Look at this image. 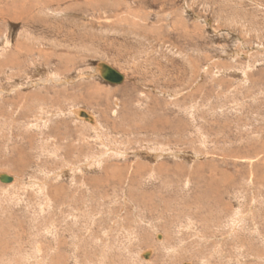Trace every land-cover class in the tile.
I'll return each mask as SVG.
<instances>
[{
	"label": "rangeland",
	"instance_id": "obj_1",
	"mask_svg": "<svg viewBox=\"0 0 264 264\" xmlns=\"http://www.w3.org/2000/svg\"><path fill=\"white\" fill-rule=\"evenodd\" d=\"M97 1L0 0V264H264V0Z\"/></svg>",
	"mask_w": 264,
	"mask_h": 264
},
{
	"label": "bare ground",
	"instance_id": "obj_2",
	"mask_svg": "<svg viewBox=\"0 0 264 264\" xmlns=\"http://www.w3.org/2000/svg\"><path fill=\"white\" fill-rule=\"evenodd\" d=\"M60 1V0H59ZM76 1V0H75ZM121 1V0H120ZM62 2V1H61ZM84 2H85V0H84ZM97 2H99V0L97 1ZM103 2H104V0H103ZM124 2V1H123ZM156 2V1H155ZM27 3H29V1L27 2ZM33 3V2H32ZM55 3H57V2H55ZM65 3H66V1H65ZM78 3V2H77ZM83 3V2H82ZM87 3V2H86ZM94 3H95V1H94ZM98 4H100L101 5V3H98ZM122 4V3H121ZM27 5V4H26ZM31 5V4H30ZM42 5V4H41ZM49 5V4H48ZM51 5V4H50ZM49 5V6H50ZM55 5V4H54ZM57 5V4H56ZM60 5H62V4H60ZM64 5V4H63ZM71 5V4H70ZM97 5V4H96ZM99 5V6H100ZM24 6H25V4H24ZM40 6V5H39ZM43 6V5H42ZM44 6H45V4H44ZM43 6V7H44ZM92 6H94V5H92ZM98 6V5H97ZM97 6H94L95 8L97 7ZM108 6V5H107ZM23 7V6H22ZM26 7V6H25ZM24 7V8H25ZM31 7V6H30ZM34 6H32V8H33ZM41 7V6H40ZM46 7V6H45ZM50 7H52V6H50ZM78 7V6H77ZM76 7V8H77ZM119 7V6H118ZM59 8H61V7H59ZM76 8H75V10H76ZM36 9H37V7H36ZM41 9H43V8H41ZM46 10H47V8H45ZM48 9H50V8H48ZM58 9V8H57ZM98 9V8H97ZM109 9V8H108ZM40 9L38 8V11H39ZM60 10V9H59ZM71 10V9H70ZM72 10H73V8H72ZM34 10H32L31 12H33ZM62 11V10H61ZM66 11V10H65ZM101 11V10H100ZM44 12V11H43ZM48 12H49V10H48ZM67 12V11H66ZM111 12V11H110ZM138 12V11H137ZM5 13V12H4ZM117 13V12H116ZM47 14H49V13H47ZM49 16V15H48ZM47 18V17H46ZM65 18V17H64ZM48 19V18H47ZM43 20V19H42ZM46 20H44V22H45ZM47 23H48V21H46ZM48 25V24H47ZM3 50L5 49V47L4 48H2ZM30 51V50H29ZM8 62V61H7ZM107 66L109 69L110 68H112V69H114L115 71H117L115 68H113L108 62H99L98 63V65L94 68V73H96V75L98 74L100 77H102V73H103V68H104V66ZM218 70V69H217ZM92 71V72H93ZM118 72V71H117ZM120 74H121V72H120ZM89 75V74H88ZM91 75V74H90ZM122 75V74H121ZM123 76V75H122ZM94 77V76H93ZM43 79H45V78H43ZM102 79H103V77H102ZM124 79H125V76H123V81H124ZM48 80H50L51 82H57L58 83V85H59V83L60 82H62L63 81V79L62 78H60V77H50V79L48 78ZM48 80H43L44 81V83L45 82H47ZM104 80V79H103ZM49 81V82H50ZM68 81V80H67ZM122 81V82H123ZM66 82V81H65ZM107 82H109V83H111L110 81H107ZM121 82V83H122ZM44 83H43V85H44ZM121 83H112V84H121ZM31 84H33L32 82H31ZM36 85H37V82H36ZM40 85H42V82L40 83ZM31 86V85H30ZM33 86V85H32ZM1 93H3V92H0V94ZM24 98V97H23ZM50 99V98H49ZM80 109V108H79ZM79 109H74L73 111H72V114H73V117L76 119V122L77 123H81L82 121H80L79 120V116L81 115V113L82 112H80V110ZM90 111V110H89ZM55 116H57V114H55ZM59 116V115H58ZM79 117V118H78ZM51 117L48 115L46 118H42V119H37L36 120V122L35 123H43V121H45V122H47V124L49 123V121L50 120H52V119H50ZM53 118V117H52ZM97 120V119H96ZM95 127V126H94ZM98 136H99V133H98ZM96 138H98V137H96ZM97 140V139H96ZM102 145V144H101ZM104 145V144H103ZM20 155H22L21 154V152L19 153ZM159 155V154H158ZM99 157V156H98ZM95 158V160L92 158V160L90 159V161L88 160L87 161V159L85 160V161H82V162H80L79 163V165H80V167H79V171L78 170H76L75 171V168L74 167H70L69 168V170H70V172H73V173H79V174H82V173H85V171H89V170H91L92 168H94L95 169V166H96V164H95V162H97L96 161V156L94 157ZM20 161V164H21V161H22V159H21V157H20V159H19ZM24 165V164H23ZM23 165H21V166H23ZM70 165V164H69ZM70 166H72V165H70ZM68 167V166H67ZM69 170L67 171V172H69ZM94 171H96V170H94ZM87 173H89V172H87ZM62 174H64V173H62ZM70 174V173H69ZM251 174V173H250ZM4 175H6V174H2V173H0V177H2V176H4ZM58 175V176H57ZM8 178H9V182H2L1 180V182L2 183H6V184H14L15 182H16V178L14 177V176H10V174L9 175H6ZM82 177H83V175H81ZM213 177H211L210 179L208 178L207 180H205V183H203V185H199L200 187H205L206 188V191H209L210 190V188H211V191L212 192H214V193H216V194H218V195H216V196H212V195H210V194H208V195H203L202 197H203V199H200V197H198V194L194 197V199H193V203H191V202H189V204H190V208H191V206L193 207V208H195L194 207V205L197 207L196 208V211H190V212H187V211H185L183 208H182V214L184 215V216H187L189 219L188 220H190L189 222H190V225L189 226H187L186 224V227L188 228V230H190V231H192L193 232V230H194V235L196 236V237H198V238H201L202 239V237H204L205 236V234L203 233V231H206V230H208V225H207V228H206V230L204 229V230H201V229H199V228H201V224L199 225L198 224V222L195 220V221H193V219H195L196 217V215H195V213L197 214L198 213V210H199V206H200V209L201 208H203V207H201V206H204L205 207V205H209V206H211V204L213 203V201H219V200H222V199H224V197H225V195H223L222 194V192L220 191V185H219V183H218V176H216V175H212ZM250 176V175H249ZM248 176V178H250ZM57 177V178H56ZM56 179H57V181L58 180H60L61 178H59L60 177V174H56ZM62 177H64V175L62 176ZM70 177H71V175H70ZM72 178V177H71ZM46 179V178H45ZM20 180V179H19ZM71 182H72V180H70ZM18 182V181H17ZM33 182H35V181H33ZM93 182H96V181H93ZM248 182H250V188H251V186H253V184H254V180L253 179H249V181ZM19 183V182H18ZM22 183H23V181H22ZM85 182H83V184H84ZM17 184V183H16ZM46 184V183H45ZM44 184V185H45ZM94 184H97V183H94ZM33 185V184H32ZM36 185H39V183L37 182V184ZM49 185V184H48ZM10 186V185H9ZM11 186H13V185H11ZM18 186V185H17ZM25 186V185H24ZM22 187V186H21ZM36 187V186H35ZM42 187V186H41ZM72 189H74V191H76V190H79L80 189V187L78 188V187H74L73 186V184H72ZM19 189V188H18ZM23 189V188H22ZM26 189H29V187L28 188H26ZM62 189H63V187H62ZM82 189V188H81ZM251 189H253V188H251ZM16 190V189H15ZM34 190V189H33ZM35 190H37V189H35ZM48 190H49V188H48ZM85 190V189H84ZM98 190V189H97ZM30 191V190H29ZM32 191V190H31ZM65 191V190H64ZM72 191V190H71ZM198 191H202L201 190V188H200V190L198 189ZM68 192V191H67ZM39 193V192H38ZM38 193H37V195H38ZM47 193V192H46ZM66 193V192H65ZM83 193V192H82ZM88 193V192H87ZM86 193V194H87ZM205 193V192H204ZM74 194V193H73ZM84 194V193H83ZM100 194V193H99ZM213 194V193H212ZM39 196V195H38ZM44 196V195H43ZM43 196H41V197H43ZM46 196V195H45ZM83 196V195H82ZM229 196V195H228ZM47 197V196H46ZM54 197V196H53ZM201 197V198H202ZM40 198V197H39ZM24 199V198H23ZM54 199V198H53ZM74 199V198H73ZM32 200V199H31ZM51 201V200H50ZM223 202V201H222ZM219 203V202H218ZM221 203V202H220ZM226 204V203H225ZM214 206H215V204H213ZM253 205V204H252ZM208 206V207H209ZM217 206V205H216ZM227 206V205H226ZM252 208V207H251ZM122 209V208H121ZM257 209V208H256ZM181 210V209H180ZM204 210V209H203ZM208 210V209H207ZM255 210V209H254ZM253 210V211H254ZM72 211V210H71ZM78 211V210H77ZM120 211V210H119ZM205 211V210H204ZM73 212H75V211H73ZM199 212H202V211H199ZM208 212V211H207ZM72 213V212H71ZM76 213V212H75ZM74 213V214H75ZM206 213V212H205ZM227 213V212H226ZM250 213V212H249ZM255 213V212H254ZM177 214V213H176ZM70 215V214H69ZM71 215H73V214H71ZM80 215V213L77 215V216H79ZM83 215V214H82ZM195 215V216H194ZM206 215V214H205ZM252 216V215H251ZM70 217V216H69ZM72 217V216H71ZM205 216H203V218H204ZM208 217V216H207ZM253 217V216H252ZM72 218H74V217H72ZM71 218V219H72ZM87 218V217H86ZM209 218V217H208ZM78 219V218H77ZM82 219V218H81ZM92 219V218H91ZM141 219H143V218H141ZM182 219V218H181ZM211 219V218H210ZM231 219V218H230ZM234 219V218H233ZM255 219V218H254ZM76 220V219H75ZM144 220V219H143ZM199 220H201V219H199ZM250 220V219H249ZM142 221V220H141ZM204 221H205V218H204ZM207 221V220H206ZM216 221V220H215ZM235 221H237V220H235ZM234 221V222H235ZM76 222V221H75ZM87 222V221H86ZM143 222V221H142ZM180 222H181V220H180ZM188 222V221H187ZM188 222V223H189ZM202 222V221H201ZM218 222V221H217ZM53 223V222H52ZM95 220L93 219L92 220V223H91V226H94L95 225ZM185 223V222H184ZM209 224L211 223V222H208ZM207 223V224H208ZM216 223V222H215ZM214 223V224H215ZM220 222H218V224H219ZM239 223V222H238ZM245 223V222H244ZM257 223V222H256ZM51 224V223H50ZM148 224V223H147ZM206 224V223H205ZM247 224H248V222H247ZM53 225V224H52ZM78 225V224H77ZM211 225V224H210ZM239 225H240V223H239ZM242 225H244V224H242ZM248 226V225H247ZM48 227V226H47ZM85 227V226H84ZM160 227V226H159ZM221 227V226H220ZM235 227H237V224H235ZM240 227V226H239ZM259 227H261V226H259ZM50 228V227H49ZM48 228V229H49ZM87 228V227H86ZM209 228H210V226H209ZM228 228V227H227ZM45 229L46 230H48L46 227H45ZM80 229V228H79ZM91 230V232L90 233H92L93 234V232H94V230H93V228H90ZM178 229H180V227L178 228ZM203 229V228H202ZM243 229V228H242ZM246 229V228H245ZM255 229V228H254ZM71 230V229H70ZM142 230V229H141ZM183 230V229H182ZM247 230H248V228H247ZM185 231V230H184ZM221 231V230H220ZM226 231V230H225ZM257 231V230H256ZM48 232V231H47ZM51 232V231H50ZM56 232V231H55ZM189 232V231H188ZM187 232V233H188ZM228 232H230V231H228ZM249 232V231H248ZM132 233V238L130 239V240H132V241H134V240H137L138 239V241H141L140 239L142 238V241H144L143 243L145 244V245H147L148 246V244H152L154 247H159V248H166V245H167V241H166V237L165 236H163V239L164 240H162V241H159V240H161L162 239V236H159L158 237V239H157V236L155 235V237L154 238H152L151 237V239H149V238H147V239H145L144 237H142V233L141 234H136V232L135 231H133V232H131ZM174 233V232H173ZM177 233H178V238H176L177 239V241H179L180 243L179 244H181V242H183V235H184V233H181V231H177ZM186 233V232H185ZM219 233V232H218ZM224 233V232H223ZM250 233H251V231H250ZM253 233H255V232H253ZM48 234H49V232H48ZM55 234V233H54ZM136 234V235H135ZM157 234H159V233H157ZM176 234V233H175ZM181 234V235H180ZM220 234V233H219ZM44 235V234H43ZM50 235V234H49ZM56 235V234H55ZM87 235V234H86ZM254 235V234H253ZM180 236H182V238L180 237ZM220 236V235H219ZM218 236V237H219ZM43 237V236H42ZM45 237V236H44ZM51 237H52V234H51ZM60 237V236H59ZM109 237V236H108ZM165 237V238H164ZM216 237H217V235H216ZM54 238V237H53ZM58 238V237H57ZM140 238V239H139ZM175 238H174V240H175ZM191 238V237H190ZM190 238H188V239H190ZM192 238H193V236H192ZM195 238V237H194ZM251 238V237H250ZM52 239V238H51ZM64 239V238H63ZM63 239H62V241H63ZM109 239V238H108ZM107 239V240H108ZM145 239V240H144ZM203 239H205V238H203ZM57 240V239H56ZM75 240V239H74ZM77 240V239H76ZM82 240V239H81ZM151 240V241H150ZM252 240V239H251ZM261 240H263V239H261ZM53 241H54V239H53ZM73 241V240H72ZM228 240H224V242L226 243ZM45 242H47V241H45ZM57 242H58V240H57ZM60 242V241H59ZM58 242V243H59ZM71 242V241H70ZM81 242V241H80ZM98 242H99V240H98ZM130 242V241H129ZM128 242V243H129ZM175 242H176V240H175ZM205 242V241H204ZM220 242V241H219ZM223 242V243H224ZM41 243V242H40ZM48 243V242H47ZM54 243V242H53ZM192 243V242H191ZM194 243V242H193ZM217 243H218V241H217ZM261 243V242H260ZM185 244H187V242L185 243ZM211 244H213L214 245V243H211ZM263 244V243H262ZM34 245H35V243H34ZM57 245V244H56ZM74 245H76V244H74ZM81 245V244H80ZM223 245H225V244H223ZM40 246V245H39ZM61 246V245H60ZM60 246H58V247H60ZM172 246V245H171ZM187 245H185L184 246V244L182 245V247L179 245V246H176V247H171V249L170 248H168V249H170L169 250V253L171 252V254H175L178 250H181L182 248H184V247H186ZM218 246V245H217ZM33 247V246H32ZM36 247V246H35ZM42 247H43V244H42ZM57 247V248H58ZM69 247V246H68ZM72 247V246H71ZM121 247V246H120ZM190 247V246H189ZM34 248V247H33ZM32 248V249H33ZM55 248V247H54ZM70 248V247H69ZM105 248H106V245H105ZM104 248V249H105ZM37 249V248H36ZM36 249L34 250L33 249V251H36ZM123 249V248H122ZM153 249V248H152ZM41 250V249H40ZM73 250V249H72ZM77 250H79V248H77ZM85 250V249H84ZM162 250V249H161ZM164 250V249H163ZM183 250H185V249H183ZM14 251V250H13ZM93 251V250H92ZM166 251V250H165ZM165 251H163V253L165 252ZM187 251H188V249H187ZM252 251V250H251ZM57 252V251H56ZM70 252H72V251H70ZM75 252V251H74ZM78 252V251H77ZM103 252V251H102ZM127 252V251H126ZM179 252V251H178ZM166 253V252H165ZM184 253V252H183ZM75 254H76V252H75ZM74 254V255H75ZM100 254H102L101 252H100ZM170 254V255H171ZM179 254V253H178ZM239 254V253H238ZM237 254V255H238ZM34 255V254H33ZM36 255V254H35ZM99 255V254H98ZM169 255V256H170ZM182 255V254H181ZM262 255V254H261ZM40 256V255H39ZM46 256V255H45ZM78 256V255H77ZM102 256V255H101ZM151 256H152V252H150V251H148V252H145L144 253V255H143V257H144V259H151ZM165 256V255H164ZM168 256V257H169ZM172 256V255H171ZM188 256V255H187ZM221 256V255H220ZM242 256V255H241ZM256 256V255H255ZM31 257V256H30ZM156 257V256H155ZM163 257V256H162ZM263 257V256H262ZM75 257H73V259H74ZM110 258V257H109ZM112 258H114L113 256H112ZM136 258V257H135ZM141 258H142V254H140V262L142 263L143 261L141 260ZM167 258V257H166ZM165 258V259H166ZM249 258V257H248ZM39 259V258H38ZM41 259V258H40ZM78 259V258H77ZM98 259V258H97ZM100 259V258H99ZM111 259V258H110ZM115 259V258H114ZM242 259V258H241ZM76 260V259H75ZM153 260V259H152ZM152 260H149V261H147V262H143V263H153L152 262ZM222 260V259H221ZM29 261V260H28ZM166 261V260H165ZM168 261V260H167ZM171 261V260H170ZM41 262V261H40ZM42 262H44V261H42ZM41 262V263H42ZM64 262V261H63ZM139 262V263H140ZM202 262V261H201ZM32 263V262H31ZM36 263V262H35ZM37 263H39V262H37ZM113 263V262H112ZM134 263H135V260H134ZM163 263V262H162ZM203 263V262H202ZM238 263V262H237ZM240 263V262H239ZM246 263V262H245ZM45 264V263H44ZM76 264H78V263H76ZM164 264V263H163ZM205 264H206V261H205ZM241 264V263H240Z\"/></svg>",
	"mask_w": 264,
	"mask_h": 264
},
{
	"label": "water",
	"instance_id": "obj_3",
	"mask_svg": "<svg viewBox=\"0 0 264 264\" xmlns=\"http://www.w3.org/2000/svg\"><path fill=\"white\" fill-rule=\"evenodd\" d=\"M102 77L105 81H110L111 83H121L123 81V76L119 72L112 68L109 69L107 66L103 68ZM0 180L9 182V178L6 175L0 177Z\"/></svg>",
	"mask_w": 264,
	"mask_h": 264
},
{
	"label": "crops",
	"instance_id": "obj_4",
	"mask_svg": "<svg viewBox=\"0 0 264 264\" xmlns=\"http://www.w3.org/2000/svg\"><path fill=\"white\" fill-rule=\"evenodd\" d=\"M101 78H102V77H101ZM124 80H125V79H124ZM93 114H94V113H93ZM78 118H79V117H78ZM79 120L82 121L80 118H79ZM81 123H83V122H81ZM81 123H80V124H81ZM83 124H84V123H83ZM83 124H82V125H83ZM2 174H3V173H2ZM5 184H6V183H5ZM8 184H9V183H8Z\"/></svg>",
	"mask_w": 264,
	"mask_h": 264
}]
</instances>
